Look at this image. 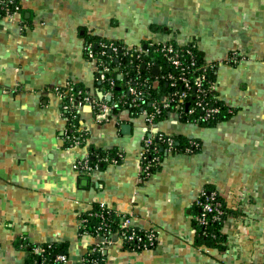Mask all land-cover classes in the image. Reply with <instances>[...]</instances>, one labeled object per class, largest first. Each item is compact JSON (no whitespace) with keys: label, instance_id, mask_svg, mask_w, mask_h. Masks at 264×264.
Returning <instances> with one entry per match:
<instances>
[{"label":"crops","instance_id":"crops-1","mask_svg":"<svg viewBox=\"0 0 264 264\" xmlns=\"http://www.w3.org/2000/svg\"><path fill=\"white\" fill-rule=\"evenodd\" d=\"M87 35L142 48L194 41L215 63L218 97L233 114L199 125L168 113L149 128L142 112L101 119L83 104L75 131L84 142L67 145L53 88L97 91ZM156 132L200 148L164 152L142 178V143ZM98 151L122 158L74 169ZM205 190L225 206L220 247L198 242L195 204ZM95 205L157 230L156 244L142 250L114 234L105 264H264V0H23L20 12L0 15V264H28L27 244L43 243L61 244L62 264L76 263L100 241L79 232Z\"/></svg>","mask_w":264,"mask_h":264},{"label":"built area","instance_id":"built-area-1","mask_svg":"<svg viewBox=\"0 0 264 264\" xmlns=\"http://www.w3.org/2000/svg\"><path fill=\"white\" fill-rule=\"evenodd\" d=\"M23 0H0V15L13 14L20 12ZM158 48V52L167 66L171 69L166 72H161L159 78L167 83L169 89L166 94L160 95L158 100H153L149 103L150 109L145 110L141 107V112L144 114L145 122L149 128L155 123V119L164 110H174L170 113L176 114L177 117L190 116L194 121H206L214 117L220 110V106L216 105L215 95L216 80L212 79L207 70L214 69L213 62L205 60L203 63H198L194 54V48L197 44L194 41L180 44L178 42H158L154 43ZM124 54H131L139 57L146 52L145 48L140 46H123ZM84 55L87 58L96 61L95 71L98 74L99 80L108 82L110 86L114 85L112 72V65L109 60L118 51V45L113 41L100 40L93 45L92 42H85L83 46ZM232 61H236L235 55L230 57ZM160 70V67H158ZM128 72H120L118 75L122 80L124 79L125 89L118 96L113 99V93L108 88H102L94 93L75 87L73 82H67L62 87H54V91L62 99V109L66 112L68 110L78 112V109L83 104H89L97 118L105 119L114 111L116 104L125 105L130 104L133 107H139L144 102V89L132 84L131 78H126ZM137 80L140 78L139 69L137 68ZM110 75V76H109ZM100 94V95H99ZM212 97L210 101L209 97ZM199 112V113H198ZM64 115V114H63ZM65 133V131H64ZM65 139L71 140L68 134L64 135ZM157 142H154V140ZM76 144L84 142L83 135L73 140ZM163 144L166 150L173 145V139L170 136H164L160 132L155 135L149 134L143 140L142 147L139 153L140 169L147 171L150 163L158 160L157 152L158 146ZM193 145V143H192ZM196 145V144H195ZM150 154H154L150 156ZM122 158L121 152H116L113 155L104 153L96 154V159L92 162L89 160V155L82 159H78L73 164L75 170L79 172H90L98 167L101 163L117 162ZM148 159V160H147ZM206 195L203 199H199L201 195ZM197 198L196 204L200 206V212L195 216L198 225L206 226L209 220L220 219L224 214L221 202L216 198L214 192L202 191ZM88 215L99 217V222L95 226V232L100 237V241L87 248L85 254L74 264H104L106 254V246L112 243V236L115 234L120 243L131 244L135 248L146 249L156 244L157 230L155 228L142 230L134 228L130 224V216L113 213L110 208L101 205L98 211H90ZM113 215L119 217V221L115 222ZM87 217L80 219L79 227L86 230ZM115 224V226H112ZM43 252V248L38 247L36 251ZM55 260L64 263L67 257L58 254ZM34 264H37L34 262Z\"/></svg>","mask_w":264,"mask_h":264},{"label":"trees","instance_id":"trees-1","mask_svg":"<svg viewBox=\"0 0 264 264\" xmlns=\"http://www.w3.org/2000/svg\"><path fill=\"white\" fill-rule=\"evenodd\" d=\"M100 40L106 41V42L110 41V40H107L97 35H87L85 42H92L93 45H95ZM113 42L116 45H118V51L116 55L113 56L112 60H109V63L110 65H112V68H113L112 72H110L109 74L113 76L114 85L110 86L108 82L99 80V78L97 77L98 74L96 73V77H97L96 80L98 82L97 90H101L102 88H106V89L109 88L111 92L113 93V97H114L113 99L118 98V96L121 95V93L125 89L124 79L122 80L121 78H119L118 75L120 74V72H128L125 79L131 78L132 84L144 89L145 91L144 102L141 103L139 107H133L130 104H125V105L116 104L113 108L114 111L116 112L122 109H128L131 112L140 113L141 107L142 109L149 110L150 102H152L153 100H158L160 95L167 93L169 86L167 85L165 81L159 78V74L161 72H166L170 70L171 68L167 66V63L165 62L163 57L158 52L155 51L156 48H158L156 44L147 43L144 49L146 50V52L141 54L139 57H136L135 54L134 55H131L129 53L124 54V50L122 49V47L125 46V44H123L122 42H119V41H113ZM171 42H174V41H171ZM193 50H194V54L196 57V61L198 63H203L205 61V58L203 57V54L201 53L199 48L196 47ZM213 65H214V69L208 68L207 72L212 79L216 80V65L215 63H213ZM158 67H160V70L158 69L157 72L154 73L152 69L158 68ZM137 68L139 69V75H140V78L138 80H137V75H138ZM73 85L75 87L82 88L76 83H73ZM215 95L218 96L217 91H215ZM209 99L210 101L214 102L211 96L209 97ZM215 100H216L215 104L220 106V110L211 119L196 123L194 119L190 116L182 115L180 118L184 121H189V122L196 123L199 125L200 124L210 125V124L216 123L217 121L225 119L228 116L233 114L234 112L233 107L224 103L219 97H217ZM171 108H172L171 110L173 111L174 108L173 107ZM171 110H164L159 116L156 117L155 122L165 117L168 113L171 112ZM63 114L67 120L66 121L67 128L63 136L65 134L69 135L71 140L65 139V143L71 146L75 143L73 142V140L75 141V139L81 135L78 133V131H75L77 113L71 110H68L66 112L63 110ZM163 135L170 136L173 139V145L167 150H166V146H164L163 144H160L158 146L157 152L154 153L158 156V160L150 163V166L148 167L147 171L141 172L142 178H145L146 176H148L157 167V164L159 160L161 159L164 152L168 153V152L181 151V152L191 153L200 148V142L198 140L183 138V136H180V135H167V134H163ZM154 142H157V140L155 139ZM104 153L110 154L109 151L93 152V154L90 153L89 160L93 162L96 159V154H104ZM154 154H150V156H153ZM102 164L103 163H101V165ZM204 192L208 194L211 191L205 190ZM215 195H216V198L222 204V208L224 210L223 216H221L220 219H217V220H209V223L206 226L198 225L195 220V216L199 214L200 206L195 204L196 211H195V216H194V226L196 227V230H197L199 243H202L206 246L220 247L222 245V241L224 238H223V235L219 231V227L225 216L226 210H225L223 201L219 198V196L216 193ZM205 196H206L205 194L201 195L199 199H203ZM100 208H101V205H95L91 210L81 215L80 219L85 216L88 218V221L86 223V230L79 227L80 233H90V234L98 236V234H96L95 232V226L99 222V217L94 216V215H88V213L90 211H98ZM112 212L115 213L113 210ZM113 218L115 222L119 221V217H117L116 215H113ZM112 226H115V224H113ZM123 246L129 249H133V250H142L141 248H135L131 244H123ZM27 247H28V253H29L28 264H34V262H36L37 264H62V262L55 260L56 255L58 254L65 255L64 251L63 250L61 251V249L63 248L61 244H56V243L29 244V245L27 244ZM38 247L43 248V252H39L38 250L36 251V248ZM103 263L105 264V258H104Z\"/></svg>","mask_w":264,"mask_h":264},{"label":"water","instance_id":"water-1","mask_svg":"<svg viewBox=\"0 0 264 264\" xmlns=\"http://www.w3.org/2000/svg\"><path fill=\"white\" fill-rule=\"evenodd\" d=\"M145 47H146V46L144 45L143 48H145ZM157 70H158V68H153V69H152V71H153L154 73H156ZM99 95H100V94H99Z\"/></svg>","mask_w":264,"mask_h":264}]
</instances>
